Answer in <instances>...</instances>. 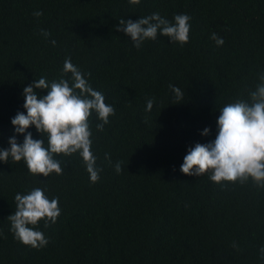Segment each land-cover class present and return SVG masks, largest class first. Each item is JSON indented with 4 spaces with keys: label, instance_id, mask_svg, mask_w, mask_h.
Wrapping results in <instances>:
<instances>
[{
    "label": "trees",
    "instance_id": "obj_1",
    "mask_svg": "<svg viewBox=\"0 0 264 264\" xmlns=\"http://www.w3.org/2000/svg\"><path fill=\"white\" fill-rule=\"evenodd\" d=\"M157 12L189 15L188 43L158 35L137 49L116 30L121 18ZM66 57L115 108L103 131L90 118L100 178L90 182L78 154L56 156L63 174L47 178L23 161L0 162V264H264V187L180 171L189 148L215 139L219 110L247 99L264 75V0H0V150L25 111L23 88L58 79ZM169 85L183 89L180 103ZM35 187L61 210L56 223L40 222L49 240L41 249L16 240L7 219L15 195Z\"/></svg>",
    "mask_w": 264,
    "mask_h": 264
},
{
    "label": "clouds",
    "instance_id": "obj_2",
    "mask_svg": "<svg viewBox=\"0 0 264 264\" xmlns=\"http://www.w3.org/2000/svg\"><path fill=\"white\" fill-rule=\"evenodd\" d=\"M129 3L138 5L140 0H129ZM33 15L40 17L43 13L35 11ZM190 20L187 14H177L169 21L157 12L135 22L121 18L115 27L129 36L137 49L146 40H156L158 35L183 46L189 41ZM41 35L48 37L51 34L41 30ZM210 39L217 46L224 43L215 33ZM51 43L55 45L56 42L52 40ZM66 74H70L67 79ZM87 76L90 73L82 72L70 57H66L58 79L48 81L41 77L24 87L25 111L17 112L11 119L14 135L9 138V148L0 150V162L8 163L9 158L13 162L23 161L29 174L47 178L53 173L63 174L61 161L56 156L78 154L90 182H98L101 169L97 167V157L91 150L90 118L95 113L100 121L96 129L103 131L109 117L115 114V108L105 102L102 92L91 87ZM259 80L247 99L238 97L219 110L215 139L204 144L196 143L187 150L180 166L183 174L197 177L208 174L216 184H245L251 180L256 186L264 187V75ZM169 87L180 103L183 89L173 85ZM34 89L46 90L47 94L40 96ZM153 102L151 99L147 101L146 111H151ZM32 126L40 134V139H33L32 133L27 131ZM21 134L23 141L18 143L16 135ZM208 134V128L201 133L202 136ZM105 159H110L108 154H105ZM114 169L117 174L121 173V162H117ZM14 201L15 211L7 217L14 238L34 249L45 247L49 240L39 230V225L43 221L47 228L56 223L61 211L58 198L50 199L46 189L35 187L26 194L17 193Z\"/></svg>",
    "mask_w": 264,
    "mask_h": 264
}]
</instances>
